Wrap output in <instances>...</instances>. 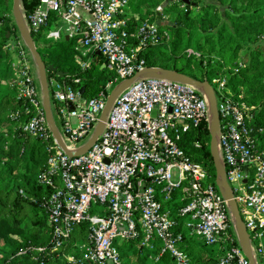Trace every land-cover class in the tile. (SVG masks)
I'll list each match as a JSON object with an SVG mask.
<instances>
[{"label":"built area","instance_id":"2783aa9c","mask_svg":"<svg viewBox=\"0 0 264 264\" xmlns=\"http://www.w3.org/2000/svg\"><path fill=\"white\" fill-rule=\"evenodd\" d=\"M130 11V0H41L32 14L24 13L32 36L60 41L66 27L65 40L74 42L82 71L101 56L102 69L116 77L95 97L81 94L80 79L72 84L49 79L55 123L71 152L92 138L114 89L148 68L141 52L159 44L158 24L137 23L140 18ZM156 12L163 14V6ZM164 21L173 24L169 15ZM163 37L170 38L168 33ZM8 50L17 69L20 99L28 104L30 117L23 131L42 139L49 152L40 183L49 189L45 204L53 231L52 253L72 249L63 252L69 264H124L121 249L137 242V249H161L157 262L166 253L174 264H188L185 242L199 238L224 249L219 264H250L227 201L208 170L184 149L187 136L204 121L209 123V102L200 90L159 78L133 82L114 101L97 143L85 155L72 158L50 132L37 69L24 42L12 40ZM227 84L222 77L212 83L220 116L221 161L260 264L264 129L257 124L259 108L246 102L243 88L234 95L226 91ZM179 198L181 205L176 207ZM85 223L88 239L73 242Z\"/></svg>","mask_w":264,"mask_h":264},{"label":"trees","instance_id":"16d2710c","mask_svg":"<svg viewBox=\"0 0 264 264\" xmlns=\"http://www.w3.org/2000/svg\"><path fill=\"white\" fill-rule=\"evenodd\" d=\"M12 1L0 0V186L7 185L0 190V264H69L63 252L72 249L51 252L53 231L45 204L49 189L40 183L49 158L47 145L23 131L30 116L26 114L28 104L20 99L15 83L17 69L8 51L9 43L20 38ZM132 1L136 5L134 16L140 18L137 23H157L162 35L158 45L149 46L140 54L148 68L175 71L211 84L219 77L227 79V92L237 95V89L242 87L246 102L259 107L257 124L264 129V0H190V5L180 0ZM40 2L23 0L25 15L32 14ZM159 6H163V14L156 12ZM164 15H169L172 25L165 23ZM164 33L169 34V40L163 37ZM33 38L45 64L67 73L64 78L49 73V79L56 77L68 84L80 79L86 97L97 96L115 81L114 73L102 69L105 60L101 56L96 57L91 69L82 71L74 61L73 41L65 40L60 52H56L51 51L52 44L39 46L41 36ZM192 48L199 57L187 55L186 51ZM16 114L18 119L13 118ZM184 149L193 161L208 170L210 181L216 186L217 173L206 121L187 136ZM30 175L35 182L24 184L22 180V189L18 190L12 208L1 200L14 187L7 180ZM88 226L85 223L80 227L73 242L88 239ZM195 240L188 238L185 242L188 264L220 263L224 249L206 244L201 247L194 244ZM136 245L133 242L121 249L124 264H174L166 253L158 262L155 260L161 249H137Z\"/></svg>","mask_w":264,"mask_h":264},{"label":"water","instance_id":"95a60500","mask_svg":"<svg viewBox=\"0 0 264 264\" xmlns=\"http://www.w3.org/2000/svg\"><path fill=\"white\" fill-rule=\"evenodd\" d=\"M180 1L187 5L191 4L190 0H180ZM22 3L23 0H13V16H14L15 24L19 36L21 40L24 42L26 48L28 49L37 69L38 79L41 87V95L43 98V107L48 121L50 132L53 138L57 141L59 146L64 150V152L68 156L73 158V157H79L85 155L92 148V146L95 143H97L101 134L104 131L108 114L114 101L124 90H126L133 82L137 80H141L145 78H159L173 82H179L190 86H194L207 97L210 108L208 125L211 134V152L217 173L216 185L220 194L227 201V205L230 209L231 215L235 223L239 244L245 256L249 260L250 264H258L257 258L254 254V250L252 249L251 246L249 235L247 233L244 222L240 215L239 207L234 200L232 189L228 184L225 170L222 165L221 152H220V139H219L220 116L217 106V96L213 85L208 81L201 82L187 75L179 74L175 71L165 70L161 68H147L141 73H138L134 78L119 84L114 89V91L108 98L106 107L101 115L100 122L98 123L92 138L82 149H80L77 152H71L64 144L60 132L56 126L52 112V102H51L50 88H49V73L56 74L60 78H64L67 73L60 71L58 67H55L54 65L47 66L43 61L41 54L39 53L36 43L34 41V38L31 35L26 25ZM66 41H68V39H66ZM85 90L86 88L82 87L80 91L82 95L85 93Z\"/></svg>","mask_w":264,"mask_h":264},{"label":"rangeland","instance_id":"374dc122","mask_svg":"<svg viewBox=\"0 0 264 264\" xmlns=\"http://www.w3.org/2000/svg\"><path fill=\"white\" fill-rule=\"evenodd\" d=\"M131 1V13H133L134 14V9L136 8V5L135 4H133V1L132 0H130ZM13 2V1H12ZM11 7H12V9H13V4L11 5ZM171 22H172V20H171ZM53 29H55V26H53ZM63 38H62V40H60V41H54V40H48L45 36H43V37H41V39L39 40V46L40 47H44L46 44H52V50L51 51H56V52H60V50L62 49V47H63V43H65V35H66V27H64V30H63ZM75 42L76 43H79V40H75ZM75 45V44H74ZM9 51V50H8ZM188 51H193L194 53H196V55H198V57H199V53L195 50V49H188L186 52H187V55H190V56H194V55H192V54H189L190 52H188ZM76 52V54L74 55V61H75V63H76V65L78 64L77 63V61H76V57L78 56V54H79V52L78 51H75ZM10 53V52H9ZM11 54V53H10ZM246 54V53H245ZM196 57V56H195ZM67 58L69 59V57L67 56ZM243 62V61H242ZM242 62H240V63H242ZM258 76H262L261 74H258ZM213 87H215L214 85H213ZM37 89H38V91H39V93H41V87H40V83H39V79L37 80ZM256 107H258L257 105H255ZM259 108V107H258ZM261 144H262V147H263V150H264V140H262L261 141ZM1 169V168H0ZM21 176V175H20ZM20 176H18V178H12V179H9V180H7V181H12L13 182V185H14V187H13V190H12V192H9L8 194L6 193H4L2 196H1V200L3 201V202H5V203H7V205H9V207H13L14 206V200L16 199V197H17V195H18V190L19 189H22V186H23V184H22V180L24 181V184L25 183H27V182H31V183H34L35 182V180L36 179H32V176L30 175V176H26L24 179L22 178V177H20ZM21 180V181H20ZM16 182H17V184H16ZM22 184V185H21ZM7 185H6V183H3L1 186H0V190L1 189H4V187H6ZM7 199H8V202H7ZM181 202V198H179V199H177L176 200V204H178V203H180ZM23 206H24V204H23ZM30 218V215L29 216H27V219H29ZM77 234V233H76ZM78 241H80V243H82V239H80V240H78ZM121 241H118V246L120 247V245H121ZM194 244H197V245H201V247H203L204 246V241L203 240H201V239H199V238H196V240H195V242H194ZM259 261H260V264H264V260H262V258H259Z\"/></svg>","mask_w":264,"mask_h":264}]
</instances>
